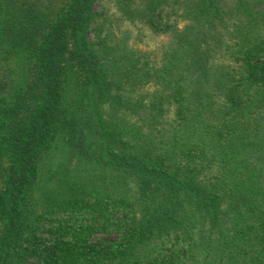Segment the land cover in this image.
<instances>
[{"label": "trees", "instance_id": "obj_1", "mask_svg": "<svg viewBox=\"0 0 264 264\" xmlns=\"http://www.w3.org/2000/svg\"><path fill=\"white\" fill-rule=\"evenodd\" d=\"M0 264H264V0H0Z\"/></svg>", "mask_w": 264, "mask_h": 264}, {"label": "rangeland", "instance_id": "obj_2", "mask_svg": "<svg viewBox=\"0 0 264 264\" xmlns=\"http://www.w3.org/2000/svg\"><path fill=\"white\" fill-rule=\"evenodd\" d=\"M100 10V3L98 2H94L93 4V11H96V10ZM90 26H94V22L91 23ZM87 37L90 41H94L95 37H94V32H93V29H88L87 31ZM161 35H157V34H152L150 33L149 31H144L143 35L140 37L141 38V41L139 42V46H144L145 43H148V46L150 47H159V43L162 42L161 38H160ZM73 168V167H72ZM100 238H103L105 239L106 237L102 236V235H99Z\"/></svg>", "mask_w": 264, "mask_h": 264}]
</instances>
